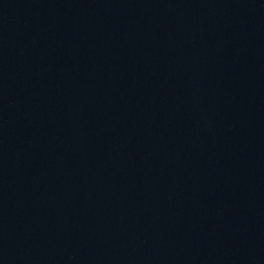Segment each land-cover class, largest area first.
Segmentation results:
<instances>
[{"label": "water", "instance_id": "water-1", "mask_svg": "<svg viewBox=\"0 0 264 264\" xmlns=\"http://www.w3.org/2000/svg\"><path fill=\"white\" fill-rule=\"evenodd\" d=\"M0 264H264L240 0H0Z\"/></svg>", "mask_w": 264, "mask_h": 264}]
</instances>
